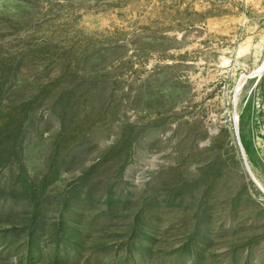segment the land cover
<instances>
[{
    "label": "rangeland",
    "instance_id": "rangeland-1",
    "mask_svg": "<svg viewBox=\"0 0 264 264\" xmlns=\"http://www.w3.org/2000/svg\"><path fill=\"white\" fill-rule=\"evenodd\" d=\"M32 226V264H264V0H0V264Z\"/></svg>",
    "mask_w": 264,
    "mask_h": 264
},
{
    "label": "trees",
    "instance_id": "trees-1",
    "mask_svg": "<svg viewBox=\"0 0 264 264\" xmlns=\"http://www.w3.org/2000/svg\"><path fill=\"white\" fill-rule=\"evenodd\" d=\"M37 232L36 229L32 226L31 229V236L29 242H26L24 245V258L25 256L27 257V264H32L33 261H31L32 256H36L37 254H40V256L44 255V252L40 250V247L38 245V242H35L36 236L34 233ZM62 247L64 249H73L74 252L77 254V251H80V245L76 244L75 242H56L54 246L53 252L47 253L52 259H55L56 263H60L59 259L61 257V252H62ZM140 249L142 250L143 253L146 255H149L151 253L152 248H144L141 246ZM129 253H132V248H129L127 250ZM197 257H199V254H197ZM35 258V257H33ZM64 261V260H63Z\"/></svg>",
    "mask_w": 264,
    "mask_h": 264
},
{
    "label": "water",
    "instance_id": "water-1",
    "mask_svg": "<svg viewBox=\"0 0 264 264\" xmlns=\"http://www.w3.org/2000/svg\"><path fill=\"white\" fill-rule=\"evenodd\" d=\"M241 148H242V151H243V147H242V144H241ZM243 153H244V151H243ZM249 169V168H248ZM250 170V169H249Z\"/></svg>",
    "mask_w": 264,
    "mask_h": 264
}]
</instances>
